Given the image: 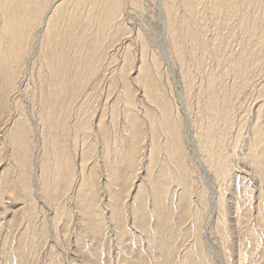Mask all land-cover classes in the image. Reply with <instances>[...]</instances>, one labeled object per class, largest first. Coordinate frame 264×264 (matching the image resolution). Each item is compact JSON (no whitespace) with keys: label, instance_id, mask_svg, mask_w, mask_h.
<instances>
[{"label":"bare ground","instance_id":"1","mask_svg":"<svg viewBox=\"0 0 264 264\" xmlns=\"http://www.w3.org/2000/svg\"><path fill=\"white\" fill-rule=\"evenodd\" d=\"M146 1L0 0V264H264V0Z\"/></svg>","mask_w":264,"mask_h":264},{"label":"rangeland","instance_id":"2","mask_svg":"<svg viewBox=\"0 0 264 264\" xmlns=\"http://www.w3.org/2000/svg\"><path fill=\"white\" fill-rule=\"evenodd\" d=\"M150 2H151V0H150V1L147 0L145 4H146V5L150 4L149 6H151V5H152V2H151V3H150ZM149 6H148V9H147V12H146L148 15H146V17H145L144 20H145L146 22L148 21L147 23L149 24V25H148L149 33H151V31H153V32H152V36H153V35H156L157 37H156V36H155V37H156V40H157V38H158V31H159L158 28H157L158 25H157L156 20H155L154 18L151 17V12H152V11H151V8L153 9V5H152V7H149ZM199 9H201V7H200ZM148 11H149V12H148ZM150 11H151V12H150ZM149 14H150V15H149ZM149 17H150L151 19H150ZM260 18H261V17H260ZM263 18H264V17H263ZM150 20H151V21H150ZM260 20H262V18H261ZM208 22L211 23V21L208 20V21L206 22L207 26H208ZM263 23H264V20H263ZM263 23L261 22V24H263ZM210 25H213V24H209V27H210L211 29H213V26H210ZM263 25H264V24H263ZM149 26H150V27L152 26V27H151L152 29H151ZM155 32H157V34H156ZM235 32L237 33V30H236ZM154 33H155V34H154ZM207 34L210 35L209 33H207ZM155 37H154V38H155ZM159 39H160V38H158V40H157L158 43H159V41H160ZM154 42H155V41H154ZM153 45H154V44H153ZM154 46H155V45H154ZM261 62L264 63V57H262V60L260 61V63H261ZM162 69H164L163 66H162ZM176 69H177V68H176ZM176 71H177V70H176ZM176 71L174 70L175 75H176ZM263 72H264V70H263ZM263 72H262V73H263ZM164 73H165V72H164ZM164 75H166V74H164ZM164 75L162 76L163 79H165ZM176 78H177V75H176ZM255 80L257 81L256 78H255ZM262 80H263V78H261L260 81L258 80L257 83L261 82ZM197 81H198V80H197ZM257 101H258V100H255L254 102H253L252 100L247 101V102L244 104L245 109L248 108V105H249V107H250V109H251L252 106L254 105V103L257 102ZM249 102H250L251 104H250ZM250 105H251V106H250ZM253 107H254V106H253ZM1 135H2V134H1ZM1 135H0V136H1ZM1 164H2V163H1ZM140 172H142V170H140ZM141 174H142V173H141ZM132 190H133V189H132ZM134 190H135V189H134ZM134 193H135V192H134ZM19 202H20V201H17V204H19ZM42 214H43V213L40 214V217H42ZM59 234L62 235L63 232L61 231ZM69 252H72V251L70 250ZM42 253H43V254H42ZM42 253H41V255H39V254L37 255V258H38V259H37V261L35 262V264H44V260H45V257H44V256H45V254H44V250H43ZM65 253H66V255H67L68 259H69V257H71V256H70L67 252H65ZM67 257H66V260H65L64 262H62V259L57 260L56 264H61V263H63V264H70V262H69V260L67 259ZM70 259H71V258H70ZM63 260H64V259H63Z\"/></svg>","mask_w":264,"mask_h":264}]
</instances>
